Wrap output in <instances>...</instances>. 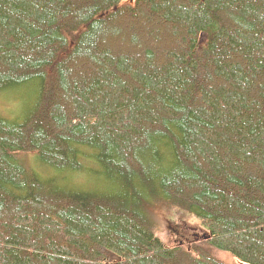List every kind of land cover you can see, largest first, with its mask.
Masks as SVG:
<instances>
[{"label": "trees", "instance_id": "1", "mask_svg": "<svg viewBox=\"0 0 264 264\" xmlns=\"http://www.w3.org/2000/svg\"><path fill=\"white\" fill-rule=\"evenodd\" d=\"M123 1L0 0V264H264V0Z\"/></svg>", "mask_w": 264, "mask_h": 264}, {"label": "rangeland", "instance_id": "2", "mask_svg": "<svg viewBox=\"0 0 264 264\" xmlns=\"http://www.w3.org/2000/svg\"><path fill=\"white\" fill-rule=\"evenodd\" d=\"M125 3L129 5H133L134 0H124L123 4ZM25 96H26V92L21 90L7 97H13L14 99H21V98H25ZM26 101L27 99L23 101L22 106L20 108V113L22 112L26 104ZM2 116L7 118L8 120L15 121V122L20 121L22 118V115L18 117L17 119H12L8 117L7 115H2ZM29 163H31V161ZM43 175L47 176V178H55L56 174L54 172L47 170ZM63 177L66 180H69L70 178H75L74 180H79L83 182L87 188H95L96 186H99V181L103 182L102 179L99 177V175L92 169H90L89 171H86L85 174H82L79 176H76V174H73L70 177L64 176V175ZM156 210H159V208ZM161 211H165V212L163 215H161V219L160 218L158 219L159 224H158V227L156 228L157 231L155 232V234L157 237H160V239L164 241L167 246L173 245L172 237L174 236L171 234V231H172L171 226H173V227H176L175 234L177 233L180 237L182 234L184 237L189 238L190 241L189 243H186V244H190V246L197 248L199 252L208 253L211 256L219 257L220 260H222L223 262L225 260V263H228V264H241L240 262L235 261V259L231 258L230 256L217 252L212 247L208 246V243L206 242L207 241L206 236L208 235V231L205 225H203V223L200 220L190 215L189 216L185 215L184 212L181 211L177 207H171L170 210L169 209L165 210V208L164 209L161 208ZM161 213L162 212H160V214ZM187 217H188V220H187ZM186 220H187V225H185ZM184 226H186V230H182ZM192 240H194V242Z\"/></svg>", "mask_w": 264, "mask_h": 264}, {"label": "bare ground", "instance_id": "3", "mask_svg": "<svg viewBox=\"0 0 264 264\" xmlns=\"http://www.w3.org/2000/svg\"><path fill=\"white\" fill-rule=\"evenodd\" d=\"M181 264H182V262H181Z\"/></svg>", "mask_w": 264, "mask_h": 264}]
</instances>
